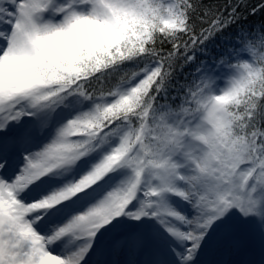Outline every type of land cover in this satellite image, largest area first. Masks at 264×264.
Masks as SVG:
<instances>
[{
  "label": "snow or ice",
  "instance_id": "1",
  "mask_svg": "<svg viewBox=\"0 0 264 264\" xmlns=\"http://www.w3.org/2000/svg\"><path fill=\"white\" fill-rule=\"evenodd\" d=\"M240 7L0 0V264H99L112 233L125 264H201L233 215L264 227V26L199 55Z\"/></svg>",
  "mask_w": 264,
  "mask_h": 264
},
{
  "label": "rangeland",
  "instance_id": "2",
  "mask_svg": "<svg viewBox=\"0 0 264 264\" xmlns=\"http://www.w3.org/2000/svg\"><path fill=\"white\" fill-rule=\"evenodd\" d=\"M0 27H3L0 25ZM2 43V42H0ZM256 57H251L255 62ZM223 86V84H221ZM14 166L19 164V157H13ZM178 207L185 213H190L191 208L178 201ZM249 220L242 218L238 213L233 215L228 221L229 231L227 235L219 237L218 242L211 245L208 250L201 255V264H264V227L255 223L254 227L260 231L259 236H254L252 229L248 225ZM120 239L119 233H112L103 238V251L92 256V261H100L105 257L107 264L119 262L125 264L130 259V253H121L118 249L108 246L112 242ZM239 244V248L238 245ZM237 246V251H236ZM233 253V254H232ZM144 259L145 257H139Z\"/></svg>",
  "mask_w": 264,
  "mask_h": 264
},
{
  "label": "trees",
  "instance_id": "3",
  "mask_svg": "<svg viewBox=\"0 0 264 264\" xmlns=\"http://www.w3.org/2000/svg\"><path fill=\"white\" fill-rule=\"evenodd\" d=\"M203 8H212V9H220L223 10V7L227 5H231L235 2V0H199ZM255 7V13L251 12V9ZM242 19L240 24L235 25L232 29H230L225 36H220L213 43L207 45L208 54H199L201 59L211 61L213 57L219 56L226 48L231 47L236 43L237 38L233 35L236 32H239L241 28H243L246 32H251L252 34H258L264 26V11L260 9L259 0H241V7L239 9ZM199 13H197V16ZM157 47H162L165 51L171 48L169 43H164L163 45L157 44ZM191 68H186L184 73L190 72ZM177 77L183 81L184 74L177 72ZM118 77L116 79L108 80L103 82L101 85H96L94 82V87L99 90L102 88L103 92L106 94L109 89L115 90V84L118 82ZM175 83V81H173ZM75 138V137H74ZM254 222L249 220L248 225L252 229L254 236H259L260 231L256 230L254 227Z\"/></svg>",
  "mask_w": 264,
  "mask_h": 264
},
{
  "label": "bare ground",
  "instance_id": "4",
  "mask_svg": "<svg viewBox=\"0 0 264 264\" xmlns=\"http://www.w3.org/2000/svg\"><path fill=\"white\" fill-rule=\"evenodd\" d=\"M237 245H238V248H239V244L237 243ZM240 249V248H239ZM239 249H238V251H239ZM236 251H237V246H236ZM237 251V252H238ZM240 252V251H239ZM233 254V253H232ZM131 259H140L139 257H136V256H134V255H132V254H130V259L129 260H131ZM97 262H99V264H107L108 262L106 261V259H105V257L104 256H102L101 258H100V261L99 260H97Z\"/></svg>",
  "mask_w": 264,
  "mask_h": 264
}]
</instances>
